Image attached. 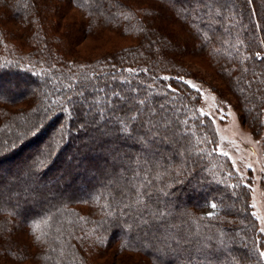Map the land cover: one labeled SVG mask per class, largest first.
Instances as JSON below:
<instances>
[{
    "label": "trees",
    "instance_id": "trees-1",
    "mask_svg": "<svg viewBox=\"0 0 264 264\" xmlns=\"http://www.w3.org/2000/svg\"><path fill=\"white\" fill-rule=\"evenodd\" d=\"M196 59L264 135V0H0V264H264Z\"/></svg>",
    "mask_w": 264,
    "mask_h": 264
},
{
    "label": "rangeland",
    "instance_id": "rangeland-1",
    "mask_svg": "<svg viewBox=\"0 0 264 264\" xmlns=\"http://www.w3.org/2000/svg\"><path fill=\"white\" fill-rule=\"evenodd\" d=\"M84 45H87V42ZM194 61L189 65L196 78H189L188 82L200 91L202 97L200 110L210 116L216 126L219 135V151L228 155L242 179L248 182L250 202L263 237L261 252H264V135L261 137L253 135L242 123L237 108L229 101L219 98L204 82L210 81L205 71L207 67L202 65L200 59ZM8 88H13V83L10 82ZM14 108L21 109L22 105L19 104ZM2 167L5 166L2 165L0 168ZM4 170L6 173L7 170ZM14 175L15 173H12V176ZM262 258L264 261V256ZM111 262V264H119L117 258Z\"/></svg>",
    "mask_w": 264,
    "mask_h": 264
},
{
    "label": "snow or ice",
    "instance_id": "snow-or-ice-1",
    "mask_svg": "<svg viewBox=\"0 0 264 264\" xmlns=\"http://www.w3.org/2000/svg\"><path fill=\"white\" fill-rule=\"evenodd\" d=\"M212 207L214 208V207H215V205H212ZM261 256H264V252H261Z\"/></svg>",
    "mask_w": 264,
    "mask_h": 264
}]
</instances>
